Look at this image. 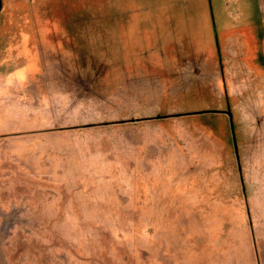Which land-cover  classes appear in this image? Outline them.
Masks as SVG:
<instances>
[{
	"label": "rangeland",
	"instance_id": "1",
	"mask_svg": "<svg viewBox=\"0 0 264 264\" xmlns=\"http://www.w3.org/2000/svg\"><path fill=\"white\" fill-rule=\"evenodd\" d=\"M1 1L0 264H264V0Z\"/></svg>",
	"mask_w": 264,
	"mask_h": 264
},
{
	"label": "water",
	"instance_id": "2",
	"mask_svg": "<svg viewBox=\"0 0 264 264\" xmlns=\"http://www.w3.org/2000/svg\"><path fill=\"white\" fill-rule=\"evenodd\" d=\"M1 10H2V1L0 0V12H1ZM225 113L229 117V122H230V128H231V133H232V139H233V144H234L235 155H236V158L238 159V149H237V144H236L235 135H234V126H233L232 114H231L230 111L225 112Z\"/></svg>",
	"mask_w": 264,
	"mask_h": 264
}]
</instances>
